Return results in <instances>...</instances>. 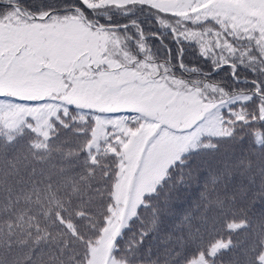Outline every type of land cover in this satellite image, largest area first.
Listing matches in <instances>:
<instances>
[{"label": "snow or ice", "instance_id": "1", "mask_svg": "<svg viewBox=\"0 0 264 264\" xmlns=\"http://www.w3.org/2000/svg\"><path fill=\"white\" fill-rule=\"evenodd\" d=\"M257 201L264 0H0V264H264Z\"/></svg>", "mask_w": 264, "mask_h": 264}, {"label": "rangeland", "instance_id": "2", "mask_svg": "<svg viewBox=\"0 0 264 264\" xmlns=\"http://www.w3.org/2000/svg\"><path fill=\"white\" fill-rule=\"evenodd\" d=\"M121 39V38H120ZM119 40L109 43L110 56L118 51ZM52 47L60 55L74 54L79 52L81 49L95 52L100 47L99 41L92 36H85L84 34L74 31L70 34L63 35L52 42ZM129 52H123L121 58L125 63L128 62L130 58ZM154 71V69H153ZM170 90L165 88L164 90L156 89L153 90L147 96L137 97L146 104L152 105L156 110L164 111L165 107L172 105L177 112H183L185 110V105L180 101H176L174 97H170ZM135 147V146H134ZM135 154L140 155L139 152L134 150ZM148 158V154H145V159L141 160V168L144 167L145 161ZM143 169V168H142ZM139 178V173L137 174Z\"/></svg>", "mask_w": 264, "mask_h": 264}, {"label": "trees", "instance_id": "3", "mask_svg": "<svg viewBox=\"0 0 264 264\" xmlns=\"http://www.w3.org/2000/svg\"><path fill=\"white\" fill-rule=\"evenodd\" d=\"M121 39H123V38H121ZM130 44H131L130 41H129V43H126V44L124 45L125 49L129 48ZM132 51H135V47H132ZM129 53H130V52H129ZM130 54H131V53H130ZM134 150H136V149H135V147L133 146L132 152H133V154H134V156H135V161L141 163L140 155L135 154V153H134ZM145 154H146V153H145ZM145 154H144V155H145ZM142 168H143V166H142ZM193 188H195V184H193ZM188 195L190 196L191 193H189ZM261 208H264V204H261L259 201H257V204L254 206L253 211H258V210L261 209Z\"/></svg>", "mask_w": 264, "mask_h": 264}]
</instances>
